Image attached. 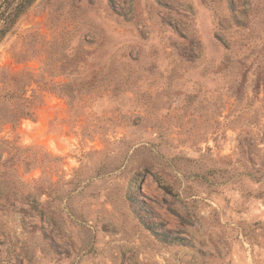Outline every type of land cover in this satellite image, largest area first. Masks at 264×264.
<instances>
[{"label":"rangeland","instance_id":"1","mask_svg":"<svg viewBox=\"0 0 264 264\" xmlns=\"http://www.w3.org/2000/svg\"><path fill=\"white\" fill-rule=\"evenodd\" d=\"M0 240L264 264V0H32L0 38Z\"/></svg>","mask_w":264,"mask_h":264},{"label":"trees","instance_id":"2","mask_svg":"<svg viewBox=\"0 0 264 264\" xmlns=\"http://www.w3.org/2000/svg\"><path fill=\"white\" fill-rule=\"evenodd\" d=\"M32 2V0H19L13 3L11 0L6 1L4 10L0 12V38L5 34V32L10 28V26L16 21L17 17L22 13L25 8ZM26 115L32 114L26 112Z\"/></svg>","mask_w":264,"mask_h":264},{"label":"crops","instance_id":"3","mask_svg":"<svg viewBox=\"0 0 264 264\" xmlns=\"http://www.w3.org/2000/svg\"><path fill=\"white\" fill-rule=\"evenodd\" d=\"M12 240H0V264L2 263H10L9 258L10 254L12 253V247L11 244ZM200 242L204 245V247H208L209 240H200ZM193 255V252H191V256ZM5 256L8 259H4ZM2 260V261H1Z\"/></svg>","mask_w":264,"mask_h":264},{"label":"built area","instance_id":"4","mask_svg":"<svg viewBox=\"0 0 264 264\" xmlns=\"http://www.w3.org/2000/svg\"><path fill=\"white\" fill-rule=\"evenodd\" d=\"M114 8L123 15H131L134 10V0H111ZM143 189V188H142ZM134 195V193H133ZM135 197V196H133Z\"/></svg>","mask_w":264,"mask_h":264}]
</instances>
